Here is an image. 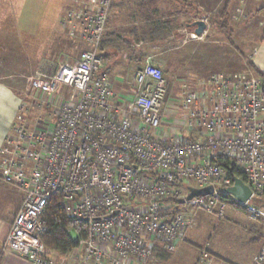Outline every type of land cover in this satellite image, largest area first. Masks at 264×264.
Here are the masks:
<instances>
[{"label":"built area","instance_id":"1","mask_svg":"<svg viewBox=\"0 0 264 264\" xmlns=\"http://www.w3.org/2000/svg\"><path fill=\"white\" fill-rule=\"evenodd\" d=\"M65 1L58 26L86 49L28 78L35 105L49 114L31 128L21 106L0 150V182L23 195L2 253L54 264L42 242L53 200L86 225L85 239L71 236L79 264H160L157 251L174 252L201 216L222 218L227 207L264 221V82L211 75L170 99L147 59L132 90L118 94L99 50L113 0ZM234 177L250 190L243 204L226 193ZM205 187L210 196L187 200L189 188ZM207 247L195 264H231ZM250 264H264V240Z\"/></svg>","mask_w":264,"mask_h":264},{"label":"crops","instance_id":"2","mask_svg":"<svg viewBox=\"0 0 264 264\" xmlns=\"http://www.w3.org/2000/svg\"><path fill=\"white\" fill-rule=\"evenodd\" d=\"M223 1L225 2L221 10L226 0H113L107 18L108 25L99 49L103 60L102 70L108 74L113 89L118 94H123L122 90L127 88L126 85L131 81V73L140 61L137 48L143 44L147 46L148 59L156 56L159 69L165 67L170 54H176L187 47L190 53H195L197 47L202 46L205 49L203 51L206 61L213 59L214 50L221 53L219 66L212 67L210 63L208 65L210 68L208 66L207 69L201 68V71L205 72L202 77H184L185 73L181 71L176 81L179 85L173 84L176 90L197 89V82L211 75L229 77L239 74V72L229 74L227 71L230 49L228 35L223 31L221 40L208 38V16L214 14L217 5ZM30 2L33 4L31 7L20 5L13 31L11 28L8 29L6 22L0 25V64H3L4 68H9V64H12L15 74L27 80L35 73L48 74L49 71L52 73L55 70L52 69L54 59L50 53L43 52L52 47L55 34L64 36L68 41L75 39L64 32L57 23L68 7L67 1L30 0ZM231 6L235 8L236 13L245 8L254 11L260 17L256 25L258 29L261 28V35L253 45L248 59L264 74V0H231L228 13ZM53 17H57L56 20ZM202 17L207 29L200 37L195 35V38H192L194 27L190 24ZM180 20L181 23L184 22L183 28L178 26ZM55 21L57 27L53 26ZM242 27L227 29L238 32L239 35L243 31ZM183 31L188 32L190 39L174 42L176 34ZM60 59L58 57L57 62H60ZM197 63V60L193 64L191 62L195 66ZM5 75L0 76V150L22 103L19 89L1 80L10 77ZM22 199L20 191L0 182V264H31L14 254L2 253L4 239L14 216L20 209ZM257 204L262 206L263 201H257ZM224 218H227V222L223 223L224 227L220 230L219 237L214 240L212 236L211 240L203 239L201 242L207 243L208 251L219 260L231 264H250L258 251L262 229L251 225L245 213L233 208L227 207L223 217L219 219ZM69 234L74 235V231L69 230ZM190 235L195 239L200 238L191 231L187 234L186 240ZM203 244L195 245L190 240L186 241L174 252L163 253V256L159 257L160 264H195L199 257V249L204 247Z\"/></svg>","mask_w":264,"mask_h":264},{"label":"rangeland","instance_id":"3","mask_svg":"<svg viewBox=\"0 0 264 264\" xmlns=\"http://www.w3.org/2000/svg\"><path fill=\"white\" fill-rule=\"evenodd\" d=\"M225 1L220 2L217 5L216 11L214 14L208 16V18H211V20L214 23L209 24V39L215 38L216 40H221L222 33L219 32L217 24L222 23L223 20H219V17L221 15V9ZM25 4V7H31L33 4L30 2V0H0V25L2 23H5L8 25V29L11 28L13 31V26L16 24L18 13L20 10V5ZM58 11V9H57ZM59 13V12H57ZM56 18L57 17H53ZM181 18V17H180ZM260 17L255 14L254 11H249L245 8H242V11L240 13H236L235 8L231 6L230 12H227V17L225 19V22L227 20V27H231L232 29L240 26L242 27L243 31L240 32L238 35L236 32L230 31L225 32L227 35L229 34L228 38L231 39L232 45L229 43V74H233L235 72H239V74H251L253 76H256L250 69L247 68L246 62L248 59V55L250 54L253 45L256 41H258L260 35H261V28L258 29L256 23ZM6 20V21H5ZM54 21V19H53ZM220 21V22H219ZM180 20L178 22V26L180 28H183L184 25L181 23ZM53 23V22H52ZM54 27L56 26V21L53 23ZM175 26V25H174ZM56 29V28H55ZM176 38L174 42H179L181 40L190 39L188 32L183 31L179 32V34H176ZM227 36L225 35V38ZM239 37V38H238ZM227 40V39H226ZM13 43V42H12ZM76 43V44H75ZM75 43L68 41L64 36H61L60 34H55L54 37V43L51 48H47L43 50L44 53H50L51 57L54 59V62L52 64V69H55L58 65L65 62H73L74 60L78 59L80 57V54L82 51L86 49L81 42L76 41ZM177 44V43H176ZM198 46V45H197ZM12 47V46H11ZM144 44L141 45L138 49L139 55H140V61L137 65V67L132 71L131 74H133L137 69L141 68L145 61L148 59L147 55L148 49L146 48ZM13 50V48L11 49ZM152 49H150L151 51ZM202 46H198L195 50V53H190L189 47L184 48L183 50H180V52H176V54L172 53L170 54L167 64L164 68H160L161 72H163L165 80L169 85L168 88V97L170 99H179L181 96V89L176 90L173 84L178 81L177 75L180 74L181 71L185 73L184 77H192V76H204L205 72L204 70L201 71V68H206L207 66L212 63V67H218L221 60L220 56L221 53H218L214 50L213 52V59H210V61L205 60V55ZM157 51V50H154ZM152 56V55H150ZM61 58L60 62H57V58ZM147 58V59H146ZM154 58V59H153ZM153 58H149V62L155 66L158 67V64L156 62V56ZM197 60V65H192ZM213 61V62H211ZM192 62V64H191ZM210 68V66H208ZM54 71V70H53ZM199 73V75H198ZM10 76L4 80L11 84V86H15L20 91V97L22 100L21 106L23 108L22 112L20 113V117L24 119L28 124L29 127H35L39 121L44 122L48 119L49 110H45L41 107H38L37 104L35 105V102L33 101V98L31 97L30 93L28 92V80L20 77L19 75L15 74L14 66L9 64V68H4L3 64H0V76ZM48 74H51L49 71ZM178 83V82H177ZM176 83V84H177ZM175 84V85H176ZM179 85V84H177ZM127 88L123 89V95L128 94L130 90L133 88V84H127ZM179 87V86H178ZM40 101V100H39ZM37 102V100H36ZM18 118V117H17ZM170 128L167 129L169 131ZM175 131L174 129H172ZM6 158L0 157V172H2V163L6 162ZM255 202V199H253ZM263 205L261 206L262 209H264V198H262ZM244 213V212H243ZM246 215V214H245ZM247 217V215H246ZM248 219V217H247ZM249 221V220H248ZM227 222V218L224 219H218L209 215H203L200 217L198 227L194 230V235L198 234L200 238H194L192 235L189 236V239L186 241H189L195 245L203 244L201 240H211L212 236L213 239L216 240L221 231L224 227L223 223ZM251 225L260 227L261 230V237H260V243L258 250L260 249V246L264 240V221H260L259 223H253L249 221ZM200 230V231H199ZM213 233H215L213 235ZM77 234V233H76ZM192 234V233H191ZM71 236V234H70ZM73 236V235H72ZM72 238V237H71ZM204 242V247H205ZM199 245V246H200ZM203 247V246H202ZM203 247V248H204ZM48 250V249H47ZM48 254V258L54 262V264H79L77 254L75 252H69L67 254H59L56 252H52L50 250ZM157 251V255H158Z\"/></svg>","mask_w":264,"mask_h":264},{"label":"trees","instance_id":"4","mask_svg":"<svg viewBox=\"0 0 264 264\" xmlns=\"http://www.w3.org/2000/svg\"><path fill=\"white\" fill-rule=\"evenodd\" d=\"M230 1L231 0H226V4L219 17V20H223V22L217 24L218 30L221 33L223 31L225 33L227 29V20L225 22V19L227 17V10ZM208 23L211 24L214 22L209 18ZM228 41L232 45L230 38H228ZM71 42L75 43L76 41L73 39ZM246 66L256 75L257 78H259V80L264 82V74L261 73L250 60H247ZM64 213L65 212L58 209L53 200L48 204L44 214V222L47 226V232L43 235L42 242L48 250L59 254H67L76 247L69 234V230L77 232L81 239L86 238L87 232L85 223L70 219ZM162 256L163 253L159 252L158 257Z\"/></svg>","mask_w":264,"mask_h":264},{"label":"water","instance_id":"5","mask_svg":"<svg viewBox=\"0 0 264 264\" xmlns=\"http://www.w3.org/2000/svg\"><path fill=\"white\" fill-rule=\"evenodd\" d=\"M203 20L204 17L190 24L194 27V35H196L197 37H200L207 29V25ZM232 181L233 185L227 188L226 193L233 195L239 204H243L249 198L250 190L238 178L234 177ZM212 191V187H205L201 189L189 188L187 200H191L195 197L210 196L212 194ZM179 203H182V201H180ZM83 221H86V219H84Z\"/></svg>","mask_w":264,"mask_h":264}]
</instances>
